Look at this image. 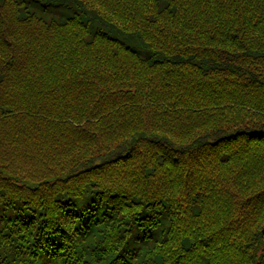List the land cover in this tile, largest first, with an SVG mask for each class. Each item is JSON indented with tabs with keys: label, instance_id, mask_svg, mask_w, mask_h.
<instances>
[{
	"label": "trees",
	"instance_id": "1",
	"mask_svg": "<svg viewBox=\"0 0 264 264\" xmlns=\"http://www.w3.org/2000/svg\"><path fill=\"white\" fill-rule=\"evenodd\" d=\"M0 264H264V0H0Z\"/></svg>",
	"mask_w": 264,
	"mask_h": 264
}]
</instances>
